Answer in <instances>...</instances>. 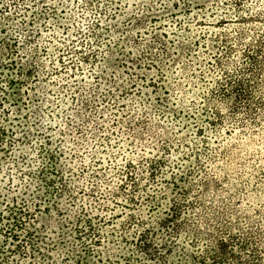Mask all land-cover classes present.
I'll return each mask as SVG.
<instances>
[{
	"label": "rangeland",
	"instance_id": "rangeland-1",
	"mask_svg": "<svg viewBox=\"0 0 264 264\" xmlns=\"http://www.w3.org/2000/svg\"><path fill=\"white\" fill-rule=\"evenodd\" d=\"M228 224L264 264V0H0V264H210Z\"/></svg>",
	"mask_w": 264,
	"mask_h": 264
},
{
	"label": "trees",
	"instance_id": "trees-1",
	"mask_svg": "<svg viewBox=\"0 0 264 264\" xmlns=\"http://www.w3.org/2000/svg\"><path fill=\"white\" fill-rule=\"evenodd\" d=\"M248 56L251 57L252 55L249 54ZM239 85H241V84H239ZM222 88H224V85L221 86V89ZM239 88L237 89V93L235 96L236 98H238L240 100L239 103L242 100H243V103L250 101L251 97H250V94L247 92V90L245 88H243L242 85ZM224 94L228 95L226 89L224 90ZM130 176H132V174ZM167 219H169V217ZM230 228L231 227L229 226V224L226 225V230L229 232L228 233L229 235L227 237L221 236L218 238L213 236L212 233H204L203 231H200V230H196V229L194 230L195 231L194 235L197 237L196 241H194L195 244H199L200 240L205 238L206 236H209V240H211L210 242L212 244H209L207 246V248L204 249V252L207 254L206 256L208 257L209 260H211L210 264H224L226 262V258L230 254L232 256L236 257L237 260L241 261V263H242V257H240L236 254H233L229 251L230 246L232 244L231 242L235 241V238H236V235L231 233ZM218 230H220V229H218ZM148 244L149 243H147V245ZM241 248L246 249V245L242 244ZM202 258H204V256ZM205 260H206L205 258H204V260L201 259L200 262L202 264H207L206 263L207 260L206 261Z\"/></svg>",
	"mask_w": 264,
	"mask_h": 264
}]
</instances>
